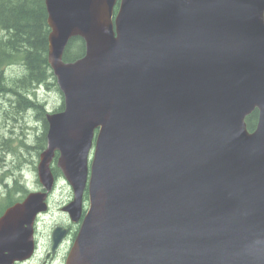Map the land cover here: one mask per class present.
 <instances>
[{
    "label": "water",
    "instance_id": "water-1",
    "mask_svg": "<svg viewBox=\"0 0 264 264\" xmlns=\"http://www.w3.org/2000/svg\"><path fill=\"white\" fill-rule=\"evenodd\" d=\"M44 6L64 109L46 116L44 191L0 216V264L33 253L55 151L62 210L89 201L66 264H264V0ZM73 37L85 52L64 62Z\"/></svg>",
    "mask_w": 264,
    "mask_h": 264
},
{
    "label": "trees",
    "instance_id": "trees-1",
    "mask_svg": "<svg viewBox=\"0 0 264 264\" xmlns=\"http://www.w3.org/2000/svg\"><path fill=\"white\" fill-rule=\"evenodd\" d=\"M44 0H0V96L9 95L14 99V112L22 114L25 110L33 111L43 117L41 105L27 97H36L39 85L56 88L55 79L47 63V36ZM84 54V43L80 38L69 40L64 54V61H73ZM18 66V74L7 76V69ZM257 112L246 119L247 129L251 131L256 124ZM37 148L45 145L46 123ZM11 141L5 140L4 144ZM14 151V150H11ZM54 171L58 172L57 169ZM16 179V178H15ZM0 197V215L5 208L21 201L26 190L14 180ZM15 193H19L16 196ZM16 196V197H15Z\"/></svg>",
    "mask_w": 264,
    "mask_h": 264
},
{
    "label": "rangeland",
    "instance_id": "rangeland-1",
    "mask_svg": "<svg viewBox=\"0 0 264 264\" xmlns=\"http://www.w3.org/2000/svg\"><path fill=\"white\" fill-rule=\"evenodd\" d=\"M21 68L18 66L7 69V76L18 74ZM37 100L45 105V109L53 110L60 104V95L54 88L45 90L41 88L36 93ZM9 109V108H7ZM6 108H0V180L6 178L10 184L16 178L20 185L28 191L38 190L37 176L34 166L38 161L39 139L43 132L41 117L37 115H16V121L5 117ZM12 115H9L11 117ZM11 140L9 144H4L5 140ZM23 142L24 144H21ZM14 150V151H11ZM91 157V155H90ZM54 165V164H53ZM0 189L1 186H0ZM4 192H0L2 197ZM19 196V193H15ZM71 190L63 180L58 184L56 190L49 201V212L44 219L39 222V232L48 230L55 222L64 219L61 208L70 200ZM15 196V197H16Z\"/></svg>",
    "mask_w": 264,
    "mask_h": 264
},
{
    "label": "flooded vegetation",
    "instance_id": "flooded-vegetation-1",
    "mask_svg": "<svg viewBox=\"0 0 264 264\" xmlns=\"http://www.w3.org/2000/svg\"><path fill=\"white\" fill-rule=\"evenodd\" d=\"M85 211L82 213V217ZM64 215V214H63ZM45 215L38 218V224L35 227V255L26 261L15 264H65L66 257L73 245L74 239L77 235L80 222L73 223L68 215H64V219L55 221L48 230L39 232V222L44 219ZM60 228L62 234H57L59 242L53 249V231L55 228Z\"/></svg>",
    "mask_w": 264,
    "mask_h": 264
}]
</instances>
